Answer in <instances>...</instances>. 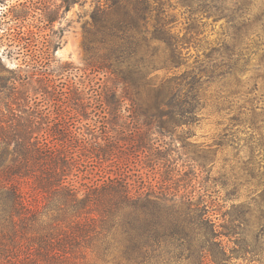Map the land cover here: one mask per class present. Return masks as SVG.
I'll return each instance as SVG.
<instances>
[{"label": "trees", "instance_id": "trees-1", "mask_svg": "<svg viewBox=\"0 0 264 264\" xmlns=\"http://www.w3.org/2000/svg\"><path fill=\"white\" fill-rule=\"evenodd\" d=\"M62 2L69 10L80 0ZM87 33L98 69L125 85L139 126L135 145L156 151L144 164L165 169L160 191L137 185L112 138L105 147L78 139V114L58 109L52 118L30 97L29 76L0 59V264H90L87 251L116 264H264V0H105ZM6 39L32 52L24 32ZM25 57L28 68L43 70L41 56ZM159 71L166 76L157 82ZM209 90L227 123L217 147L187 153L192 164L181 171L171 162L174 136L188 145ZM116 99L114 91L106 105ZM154 135L171 142L154 147ZM225 147L241 176L234 166L219 175L209 168ZM106 160L113 169L77 185L78 172ZM243 187L250 195L236 204Z\"/></svg>", "mask_w": 264, "mask_h": 264}, {"label": "rangeland", "instance_id": "rangeland-1", "mask_svg": "<svg viewBox=\"0 0 264 264\" xmlns=\"http://www.w3.org/2000/svg\"><path fill=\"white\" fill-rule=\"evenodd\" d=\"M104 1L80 0L71 3L67 10L62 0H0V59L14 73L22 70V74L29 76L30 97L33 99L38 97L36 102L44 101L52 118L59 113L58 109L71 112L70 116L73 117L74 114H78L75 116L76 119H71V122L76 124V129L80 128L77 130L78 139H86L91 143L98 142L105 147L107 139L112 138L117 151H121L123 157H128L130 174L137 181V185L144 183L147 190L151 184L155 186L156 191H160L165 169L158 173L144 164L147 161L146 156L150 155V158H153L156 151L145 150L135 145L138 137L134 136V132L139 126L136 124L132 102L125 98L123 93L125 85H118L114 75L107 69H98L99 59L90 51L87 31L91 29L92 13L96 7L104 4ZM178 20L181 21L179 16ZM220 26L221 24L215 26V32H211L212 29L208 32H211V40L216 39L220 33ZM18 31L24 32L26 38L31 39L34 45L31 53L19 47H9L7 34L14 36ZM25 54L41 56L43 70L37 74L33 68H28L25 65ZM191 54L194 55L195 51L192 50ZM193 63L194 58H190L188 65L191 66ZM183 70L184 68L181 71ZM165 76V71H159L156 73L155 81L160 82ZM33 89H36L39 95L35 96ZM114 91L118 103L110 109L106 105V99ZM212 92L209 90L206 93L207 104L201 113L202 119L200 124L193 128L195 135L187 140L188 145L181 142L178 135L174 136V143L170 148L171 162L181 171L183 169L188 171L192 164L190 161L192 154L187 153H192L198 147L204 149L208 146L217 147L215 141L227 123L228 116L226 113L218 112ZM43 93L46 94L42 96ZM35 101L32 100L29 105L33 109ZM81 102L83 105L80 108ZM24 105L23 102L22 109L26 110ZM2 109L6 111L4 104ZM22 115L28 118V113ZM43 128L46 129V126L43 125ZM151 139L154 147L171 142L169 137L163 139L158 135L152 136ZM234 154L230 147L218 149L209 165L212 173L219 175L223 169L230 170L234 166L236 174L241 176L242 166ZM246 155L247 150H244L241 157ZM113 165L114 161L106 160L101 167L95 164L96 167L90 168L89 171L78 172L77 185L88 183L90 180H86V177L95 181L101 175L102 169L108 171L113 169L111 168ZM249 195L248 188H241L240 198L235 199L234 203L247 201ZM210 217L217 224L223 222L222 213L217 207L211 208ZM85 256L90 264H116L110 260L104 262L91 251L85 252Z\"/></svg>", "mask_w": 264, "mask_h": 264}]
</instances>
